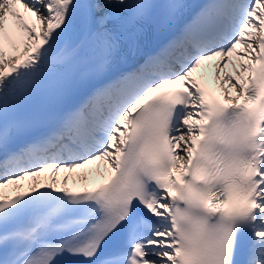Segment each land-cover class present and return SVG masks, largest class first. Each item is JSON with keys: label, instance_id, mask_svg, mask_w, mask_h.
Here are the masks:
<instances>
[{"label": "snow or ice", "instance_id": "snow-or-ice-1", "mask_svg": "<svg viewBox=\"0 0 264 264\" xmlns=\"http://www.w3.org/2000/svg\"><path fill=\"white\" fill-rule=\"evenodd\" d=\"M0 264H264V0H0Z\"/></svg>", "mask_w": 264, "mask_h": 264}, {"label": "bare ground", "instance_id": "bare-ground-1", "mask_svg": "<svg viewBox=\"0 0 264 264\" xmlns=\"http://www.w3.org/2000/svg\"><path fill=\"white\" fill-rule=\"evenodd\" d=\"M22 12V10H20ZM34 19V18H32ZM228 71L231 72L232 71V65H229L228 67ZM206 72H207V76L210 80L213 79V73H214V69H206ZM234 74V73H233ZM100 167L101 169L103 168V165L100 164V162H96L94 163L93 165L91 166H88L87 168L85 169H81V170H77V173L76 174H71V175H75V176H79L81 174H84V173H91V176L89 178V182H88V185L87 186H91L93 185V181H95L96 183L99 182V181H102V177L98 176L96 173H95V169L97 167ZM63 175H65V173H61L59 177H57V179H60ZM25 184V187H27L29 181H25L23 182ZM70 188H73V187H82V185L80 184L79 180H77L76 184L74 185L73 183V180H69V185H68ZM7 191V190H6ZM9 194H13L12 192L9 191Z\"/></svg>", "mask_w": 264, "mask_h": 264}]
</instances>
